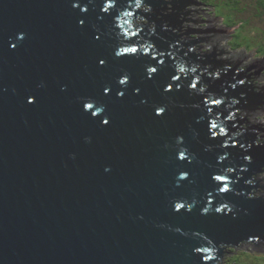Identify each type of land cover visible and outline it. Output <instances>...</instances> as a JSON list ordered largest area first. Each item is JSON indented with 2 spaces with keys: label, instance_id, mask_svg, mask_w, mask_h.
<instances>
[{
  "label": "water",
  "instance_id": "95a60500",
  "mask_svg": "<svg viewBox=\"0 0 264 264\" xmlns=\"http://www.w3.org/2000/svg\"><path fill=\"white\" fill-rule=\"evenodd\" d=\"M142 3L155 13L136 0H0V264H224L227 248L264 249V192L253 199L248 184L264 146L256 125L231 116L263 106L264 85L246 84L239 60L224 72L192 53L199 40L179 42L190 0H173L170 15L164 2ZM136 15L149 24L133 32ZM143 44L155 60L151 49L116 55ZM209 98L222 102L211 114ZM210 119L228 137H213ZM228 167L221 194L213 177Z\"/></svg>",
  "mask_w": 264,
  "mask_h": 264
},
{
  "label": "flooded vegetation",
  "instance_id": "af4514ba",
  "mask_svg": "<svg viewBox=\"0 0 264 264\" xmlns=\"http://www.w3.org/2000/svg\"><path fill=\"white\" fill-rule=\"evenodd\" d=\"M169 1H171V0H169ZM166 2H168V1H166ZM190 5L192 7L198 6V8L196 10H189V9H186L187 8L186 7L184 12L182 13L184 15V17H180L179 20L181 21V25H179L177 28V29H179V34L182 35V38L179 42L181 43V41L182 42L188 41L191 43V42H194L198 39L199 43H196L193 46L192 50L194 53H198V51H200L201 54L210 53L209 52V48H210L209 45H212L214 47L212 49V51L219 50V47H220L222 49L223 53H225V55H226L225 58H227V59H221L220 57L219 58L216 57L215 60L216 61L221 60L224 63V65L221 64V68L224 72L225 71L227 72V70L229 68L233 67V63H236L238 60L235 58V56H229L231 52L230 51L227 52L225 50V47L222 45V43H225V38H226V39H228V42H226V43H228L227 45L229 46V48L235 49V48L239 47L238 45L233 46L231 44V39H232L231 34L235 29L229 28L228 26L216 25L217 23H215V21L219 23V19L215 16H209V13L206 12L204 9H199V6L202 5L199 2V0H193V2L190 3ZM204 7H205V5H204ZM139 11H142L144 13L146 12L147 16H150L152 13V10L149 9L148 7H145V6L140 8ZM168 11H169V8L166 5L165 11H161L162 15H164L165 13L170 14L169 12H172V7H171V11H169V12ZM185 13H187V15H185ZM162 15H160V17H162ZM205 16H208L209 18L208 19H202V17H205ZM137 18H138V20L135 19V24L137 26L134 24V27H137L136 29L138 31H140L141 28H145L149 24V20L145 16L141 17L139 15V16H137ZM212 18H215V19L213 20ZM212 20H213V22L211 23ZM242 20L244 22L251 24V21L248 20L247 16H244L242 18ZM145 21H147V24L144 23ZM213 24H214V26H213ZM203 25H208V27H203ZM216 26H218L217 29H216ZM211 29L213 31H215V33L210 32ZM201 43H204L205 45H201ZM202 48H208V51H205V50L203 51ZM210 51H211V49H210ZM220 55H221V52H220ZM261 59H258V60H261ZM239 61H240L239 70H240L241 74H244L245 77L248 78L250 82L254 79L257 80L258 77H259V79L261 78L260 75H262V74L259 75V72L264 71V66H260V68H259V66L257 65L258 62H255L256 69L257 68H259V69H257V71L254 72L253 70H251V67H253L254 63H250V65H247V64H243L240 59H239ZM213 65H214L215 69H218L219 71H221L219 69V66L217 63H215ZM255 73H257L258 76L255 75ZM249 81L247 80L246 84ZM252 85L255 87H258V86H256L255 82H253ZM258 88L260 89V87H258ZM259 89H254V90H255V92H258L257 90H259ZM261 91H263L262 88H261ZM262 93H264V92H262ZM263 97H264V95H263ZM258 110H261L262 112H264V99H263V106L256 107L255 110L248 111L247 109L246 110H240L239 109V111H242V112H238V113L235 112L233 115L234 119L236 118L241 123V125H238V128L242 129L243 125H244V127L247 126L249 128L248 123H250L249 121H251V119H253L256 116V114H258L257 113ZM236 111H238V109H236ZM257 120H260V119H257ZM254 129L255 130L257 129L255 132L257 134V139H256L257 144L259 146H264V143H258V142H264V128H258V126L256 125L254 127ZM259 129H260V131H259ZM257 131H259V132H257ZM263 175H264V171L262 172V174L255 173L252 175L251 181H250V186H254V188H255L254 190H256L255 193H259L258 196L261 195V191H259L258 189L264 190V177H263ZM263 192L264 191H262V193ZM253 193H254V191H253ZM247 245H250V244H247ZM226 250L227 249H225V251Z\"/></svg>",
  "mask_w": 264,
  "mask_h": 264
},
{
  "label": "clouds",
  "instance_id": "9594fccd",
  "mask_svg": "<svg viewBox=\"0 0 264 264\" xmlns=\"http://www.w3.org/2000/svg\"><path fill=\"white\" fill-rule=\"evenodd\" d=\"M202 5H205V11L209 13V16H215L219 19L221 26H228L234 28L232 32L231 44L233 46H239V49H246L248 53L252 54V58L264 59V0H199ZM169 11H171V5H168ZM86 10V9H85ZM248 17L251 24L244 22L242 18ZM208 16L202 17V19H208ZM147 24V21L144 22ZM208 27V25H203ZM135 47V46H129ZM205 51H208L205 48ZM151 77V74L149 75ZM168 91L169 89H165ZM33 99L29 98V103H32ZM159 111V110H158ZM239 132H237V135ZM247 162H250V157H245ZM187 178V174L183 173L181 179ZM221 194L224 191L219 190ZM254 196H258L259 193H253ZM178 204H175V210L179 211ZM224 206V205H223ZM205 207L203 214H207ZM191 207H189V211Z\"/></svg>",
  "mask_w": 264,
  "mask_h": 264
},
{
  "label": "snow or ice",
  "instance_id": "6c2138e0",
  "mask_svg": "<svg viewBox=\"0 0 264 264\" xmlns=\"http://www.w3.org/2000/svg\"><path fill=\"white\" fill-rule=\"evenodd\" d=\"M140 2H141V0H136V3H137L138 6H139ZM113 6L114 5L111 2H109L106 5V7L104 8V11L107 12L109 10V8H113ZM77 7H78V5H77ZM125 35H127V34H125ZM19 39H23V36L19 37ZM141 48L143 49V51H141V49L138 50L137 47H122L116 53V55L117 56H123L125 54L131 55V54H137L138 52H140V53H149V50L151 49L152 50V53H153L152 59L155 60L157 58L156 55H155L156 49H155V47L153 45H151V48H150L149 47V44H143ZM159 55L160 56H164L165 53L161 52V53H159ZM172 59H175V57H172ZM160 62L163 63L162 60ZM101 63H103V61H101ZM156 71H157V68H155V67H149L148 68V75L151 74V76H152V74L155 73ZM192 71H193V73H195L196 72V69L194 68ZM180 72H182V73L185 72V69L181 68L180 69ZM178 79H179V77H173V80L174 81L175 80H178ZM128 82L129 81H128V78L127 77L122 78L119 81V83L121 85H126ZM241 83L243 85L245 82L242 81ZM192 87L195 88L196 87V84H193ZM168 89H169L168 91H171L172 90L171 88H168ZM200 90L201 91H205L206 90V87H202ZM107 91L108 90H106V92ZM120 95H123V93H120ZM210 100H211V103H209ZM204 103L208 106V111L211 114L214 109H220V106H221V103L222 102H221L220 99L209 98L208 100L204 101ZM232 103L233 104H236V103H238V101L233 100ZM84 108H85V111H91V114L93 116H97L99 113H101L103 111L102 108L96 107V105H95L94 102H87V103H85ZM164 111H165V109L163 107H160V108L157 109L156 115L159 116V115L163 114ZM103 123L107 124L108 121L105 120V121H103ZM217 129H218V133H217V131H215ZM209 132L211 133V135L213 137H217V135H219L220 137H228V135H229V133L225 131V128L224 127H219L218 128V125L215 122V119H210L209 120ZM258 143H264V142H258ZM222 146L225 149H227L229 147V141L226 139L224 141V143H223ZM180 159H182V160L185 159V156L183 154H181ZM219 160L220 161H224V160H226V157L224 155H221L219 157ZM233 171H234V169L232 167H228L226 169V171L224 172L223 175H216V176L213 177V179L218 183V185H220L219 190L224 191V193H227L230 190L229 187H228V185L231 184L232 181L228 180L227 177L230 176L233 173ZM177 207H179V209L181 210V209H183L185 207V205L178 204ZM228 208H229V206L225 204L223 207L217 208L216 211L219 212V213H224L225 211L228 210ZM208 211H209V209H205V212L206 213ZM199 251L202 252V253H204V254H207V253L210 252V250L208 248H202V249H199ZM205 258H206V260H210L213 257H211L209 255H206ZM256 259L260 260L262 262V264H264V257H259V258H256Z\"/></svg>",
  "mask_w": 264,
  "mask_h": 264
},
{
  "label": "rangeland",
  "instance_id": "374dc122",
  "mask_svg": "<svg viewBox=\"0 0 264 264\" xmlns=\"http://www.w3.org/2000/svg\"><path fill=\"white\" fill-rule=\"evenodd\" d=\"M166 1H168L169 2V0H166ZM191 1V3L193 2V0H190ZM143 6H145V7H148L146 4H144V5H142V6H140V7H137L138 8V10L140 9V8H142ZM161 7H165V6H163V5H161ZM167 7H168V5H167ZM172 7V6H171ZM198 8V6H194V7H192L190 4L187 6V8L186 9H189V10H196ZM199 9H205V7H204V5L202 6H199ZM160 11H165V10H160ZM142 12V11H141ZM169 12V11H168ZM174 12V11H173ZM175 12H177V10L175 11ZM174 12V13H175ZM146 13V12H145ZM151 14H153V11H152V13ZM167 15H168V13H167ZM184 16V15H183ZM182 15H180V17H183ZM190 17V16H189ZM178 19H180V18H178ZM213 20L215 19V18H212ZM213 20L211 21V23L213 22ZM210 22V21H209ZM215 23H217L216 25H220L218 22H216L215 21ZM220 27V26H219ZM218 28V26H216V29ZM226 42H228V39H226L225 38V43H222V45L225 47V50L228 52V51H230L231 53H230V55L229 56H235V58L237 59V60H241L242 61V63L243 64H247V65H250V63H254L253 64V66L255 65V62H258L257 63V65L259 66V68H260V66H264L263 64H264V59H261V58H256V59H253L252 58V54L251 53H248L247 52V50L246 49H239V47L238 48H235V49H233V48H229V46L227 45L228 43H226ZM201 45H205L204 43H201ZM231 46V45H230ZM208 49V48H207ZM210 49L211 48H209V54H211V51H210ZM202 50L204 51L205 50V48H202ZM220 52L221 53H223V51H222V49L219 47V50H215V56L217 57V58H221V59H227V58H225V56H222V55H220ZM198 54L199 55H205V54H201V52L200 51H198ZM215 57V58H216ZM224 57V58H223ZM258 59H261V60H258ZM220 61V60H219ZM259 68H257V69H259ZM257 71V70H256ZM260 74H262V75H260ZM208 75L209 76H212L210 73H208ZM259 75L261 76V78L259 79V77H258V80H260L262 83H263V85H264V71H260L259 72ZM258 76V75H257ZM253 81V80H252ZM251 81V82H252ZM250 82V81H249ZM253 82H255V84L257 85L258 84V82L257 81H253ZM253 82H252V84H253ZM253 86V85H252ZM258 92H260V90H257ZM238 112H241V111H238ZM237 112V113H238ZM257 113L258 114H256V116L253 118V119H251V122H252V124H254V125H259L260 124V126H258V128H260L261 126L262 127H264V112H262L261 110H258L257 111ZM257 119H260V120H257ZM242 129H246V126L244 127V125L242 126ZM238 132H239V130H238ZM260 174H262V173H260ZM263 177H264V175H263ZM254 197H256V196H254ZM227 248V247H226ZM225 249V248H224ZM259 257H264V250H257L256 248H249V247H237V248H235V247H231V248H227V250L226 251H224V254H223V262H224V264H262V262L260 261V260H258V259H256V258H259ZM217 264H221V262L220 261H218V263Z\"/></svg>",
  "mask_w": 264,
  "mask_h": 264
},
{
  "label": "bare ground",
  "instance_id": "6f19581e",
  "mask_svg": "<svg viewBox=\"0 0 264 264\" xmlns=\"http://www.w3.org/2000/svg\"><path fill=\"white\" fill-rule=\"evenodd\" d=\"M156 1H157V3H158V2H164L165 4H162V5L165 6V7H162V10H165L166 5L170 4V5L172 6L171 3H172L173 0H171V1H169V2H166L165 0H156ZM190 2H191V1H190ZM144 4H146V3L139 4V6H142V5H144ZM146 5H147V4H146ZM136 6L139 7V6L137 5V3H136ZM147 6H148V5H147ZM148 8L151 9L149 6H148ZM157 10H158V9H157ZM159 11H160V10H159ZM173 11L175 12L176 9H174L173 6H172V12H173ZM153 12L155 13V11H153ZM174 12H173V13H174ZM175 13H176V12H175ZM168 15H170V14H168ZM137 16H138V15H136V18H137ZM130 17H131V16H130ZM130 17H129V18H130ZM129 18H127V19H129ZM129 21H131V19H129ZM128 23H129V22H128ZM130 24H131V26H132V29L135 28V29L133 30V32H137V29H136L137 27H134L135 19H134V21H131ZM130 24H129V28L131 29ZM118 25L120 26L121 24H118ZM125 32L127 33L126 36H129V37H130V36L133 35V32H131V31L123 30V33H124V34H125ZM136 40H139V38H137ZM197 40H198V39H197ZM183 43H184L185 45H186V44H191V43L188 42V41H187V42H183ZM208 45H209V44H208ZM209 46H210V48H211V54L208 53V54H205V55H207V58H210V60H213V59L216 57V56H215V55H216V54H215V50L212 51V49H213L214 47H213L212 45H209ZM192 53H194L193 50H192ZM196 54H198V53H196ZM224 54H225V53H221V55L225 56ZM198 55H199V54H198ZM201 56H204V55H201ZM214 60H215V59H214ZM220 61H221V60H220ZM221 62H222V61H221ZM208 67H210V66H208ZM253 67L256 68V65H254ZM194 68L197 69V66H192V69H194ZM210 68H211V67H210ZM183 73H184V74L187 73L186 69H185V72H183ZM217 73H218V71H214L213 74H212V73H210V74H211L212 76H214V75L217 74ZM200 75H202V72H200ZM206 77H208V73L206 74ZM231 103H232V102H231ZM225 109H228V106H225ZM236 112H238V111H236ZM234 113H235V112H233V113L231 114V116H233ZM237 132H238V130L236 131V133H237ZM234 135H235V137H238L237 134H234ZM263 170H264V169H261L262 172H263ZM262 172H261V173H262ZM248 184L250 185V181L248 182ZM257 189H258V188H257ZM258 190L261 191V195H260V196H257V197L252 196L253 199H257V198H259V197H262V194H263L262 191H264V190H261V189H258ZM224 248H226V247H221V249H224ZM235 248H236V247H235ZM257 250L260 251V250H264V249L261 248V249H257ZM218 259H221V257H218ZM216 263H218V261H217Z\"/></svg>",
  "mask_w": 264,
  "mask_h": 264
}]
</instances>
